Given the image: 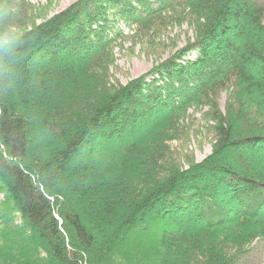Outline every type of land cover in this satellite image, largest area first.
<instances>
[{"label": "trees", "instance_id": "16d2710c", "mask_svg": "<svg viewBox=\"0 0 264 264\" xmlns=\"http://www.w3.org/2000/svg\"><path fill=\"white\" fill-rule=\"evenodd\" d=\"M179 19L182 49L115 78L128 32ZM202 108L213 148L196 162L177 145ZM129 130L135 143L104 151ZM261 140L264 0H78L52 16L0 0V264L249 261L264 241V161L243 152Z\"/></svg>", "mask_w": 264, "mask_h": 264}, {"label": "rangeland", "instance_id": "374dc122", "mask_svg": "<svg viewBox=\"0 0 264 264\" xmlns=\"http://www.w3.org/2000/svg\"><path fill=\"white\" fill-rule=\"evenodd\" d=\"M29 1L36 10H41L43 8L48 11L49 16H52L65 10L78 0ZM168 22L169 25L167 26V28L163 29L162 31L156 30L158 32L153 33L149 38L139 37L138 35H134V33L132 32H126V35H130V37L125 38L122 43L116 47L115 50L117 70L113 73L115 74V78L117 80H119L123 84H126L130 80L140 78L141 76L150 72L163 60L173 55L178 49H182L185 46V44L192 36L190 27L186 23H181L180 19L170 20ZM190 54L191 56L188 57V55ZM194 56L195 53L194 51H192L187 54L185 59H193ZM44 59L45 60L42 61V65H47L49 62L53 64V62H51L49 58ZM68 62L71 63V60H63L60 62L57 61V63L55 62V66L58 65L59 67H64L63 65L67 64ZM226 100L227 96L225 93L222 95L220 101V107L223 112L225 111ZM206 112V108H202L194 111L192 110L189 113L190 118L187 123V129L189 130L188 133L190 138L186 136L185 142L181 143L180 146L177 145L182 154H189L194 156L196 162H201L206 157H208L211 154L213 148V136L211 133L208 134L210 131H207L211 123H208L204 120V115ZM140 135L141 133H134L133 131L129 130L122 136V139H120L121 141L116 140L114 143L112 142L105 144L103 146L104 151L107 149L120 151L123 148L127 146L129 147L131 146V144L135 143ZM99 146L100 145L96 144L93 146V148H97L99 150ZM243 153V155H245L246 157H257L258 159H262L264 161V140H261V142H259L252 154L250 151H245ZM24 164L26 167L29 166V163L26 161ZM66 197V201L69 202L71 210L73 209L78 211L79 205L71 203L67 195ZM259 226L260 225H254V228H259ZM194 228L197 227L194 226ZM171 230L175 235H178V233H180L183 228ZM154 231L155 226L153 224H151L150 229L148 230L136 229L132 233L125 234V236L122 237V242L129 243L130 240H133L136 236L141 234L150 237ZM105 234H107V231H99V244H95L96 253H100L99 250L102 248L103 238ZM17 244L19 246L24 245V241L22 240ZM238 264H264V241L259 245L258 249L253 251L251 257L249 258V261L244 260L242 262H239Z\"/></svg>", "mask_w": 264, "mask_h": 264}]
</instances>
